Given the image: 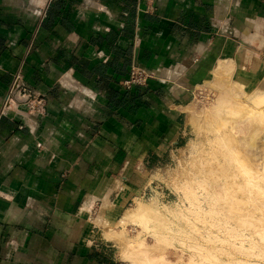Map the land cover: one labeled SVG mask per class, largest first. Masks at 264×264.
Segmentation results:
<instances>
[{
    "label": "crops",
    "instance_id": "0c3cea01",
    "mask_svg": "<svg viewBox=\"0 0 264 264\" xmlns=\"http://www.w3.org/2000/svg\"><path fill=\"white\" fill-rule=\"evenodd\" d=\"M226 58L263 63L264 0H0V106L18 72L47 100L0 116V264H118L108 228Z\"/></svg>",
    "mask_w": 264,
    "mask_h": 264
},
{
    "label": "bare ground",
    "instance_id": "6f19581e",
    "mask_svg": "<svg viewBox=\"0 0 264 264\" xmlns=\"http://www.w3.org/2000/svg\"><path fill=\"white\" fill-rule=\"evenodd\" d=\"M231 62L233 61L230 58L221 60L214 69L213 78L205 80V85H211L214 80H218L224 75L231 78ZM229 82L231 91L235 95L233 100L229 99L233 105L230 104L231 102L229 105L227 104L229 109L232 108L231 112L227 106L225 109L227 108L226 111L228 110L231 115L232 124L228 127L225 124L223 126L222 118H216V121H221L222 124V127H219V122H217L219 125L215 122L218 125L217 129L219 131L221 130L219 128L227 127V129L220 132L217 130L219 134L216 135L215 139L213 138L217 143L212 141L218 145H214V147L211 145L213 148L210 150L205 149L206 151H203L201 158L195 156L200 159L191 161L192 169L187 174L189 176L186 180L188 182L184 180L186 187L185 184H179L178 188L183 189L182 187H185V191H183L186 194L183 193L187 197L189 207V212L186 211L188 214L187 223H189V233H187L191 238L192 245L194 243L192 247L196 248H194L195 251L200 250L199 252H202L206 264H264V91L250 95L240 80L231 79ZM215 110L219 114L222 111L221 109ZM212 112L214 115L216 114L215 111L212 110ZM224 112L221 113L223 116L226 115L223 117V121L227 117V112ZM232 112L235 117L231 114ZM219 114H216V117L217 115L219 117ZM227 118L226 120H228ZM259 144L261 146L260 154L258 151L256 152ZM180 185L182 186L180 187ZM149 207L151 208L150 205L146 206L135 197L133 207L127 213L125 212L126 215L122 216V219L118 220L123 222L121 230L129 217L141 219L140 223L145 224L144 221L147 222L152 216H155L156 214L153 215L152 213L156 212H152L151 209L153 208L150 209ZM176 212L178 214V211ZM160 219L162 218L160 217ZM142 220H144L143 223ZM134 221L136 220L134 219ZM161 221L162 227L164 222ZM137 223L136 221V225ZM141 227L143 228V226ZM113 229H110L111 232H114L115 229ZM120 231L111 234L116 237ZM108 235L107 233L106 236ZM108 237H112V235ZM163 237H159L160 240L163 241ZM198 238L202 240V244L197 242ZM130 240L127 241H129L131 248L137 246L139 247L138 250H142L138 256L135 254L137 249L133 248V254L140 258L141 263L155 264V262L161 261L167 262L166 264H177V261L169 262L170 259L167 261L162 259L163 255L160 256L158 253L156 255V249H154L156 244L152 248L144 240ZM160 240H156L157 243ZM128 247L127 251L130 250ZM157 247L162 249L159 245ZM133 249L130 250L131 253ZM130 255L131 257L134 256L129 253L128 258H131ZM124 256H126L125 253ZM194 257L189 256L185 261L189 262L190 258L194 260Z\"/></svg>",
    "mask_w": 264,
    "mask_h": 264
},
{
    "label": "rangeland",
    "instance_id": "374dc122",
    "mask_svg": "<svg viewBox=\"0 0 264 264\" xmlns=\"http://www.w3.org/2000/svg\"><path fill=\"white\" fill-rule=\"evenodd\" d=\"M256 67H258V65L252 64V65L247 66L245 69L240 70L238 74H236L235 76H231V78L230 76L224 75V76H221V78H219L218 80H214L211 83V85L210 84L205 85V83L198 85L197 89L194 92L190 106L188 107L189 113H188V135L187 137L174 149L171 155L170 161L163 162L159 165L152 166L151 170H149V173H147L144 188L146 187L147 192L150 191L149 192L150 196H146L144 198H141L140 196H135L138 198L139 201L146 204V206L150 205L151 208L154 209L153 211V209L149 207L152 210V212H156L152 214L153 215L156 214V215L152 216L150 220L148 221L146 220L147 222L142 220V223L144 221L146 226H144L145 224L140 223L141 219L139 220L137 218H134L138 223H140V224L137 223L136 225V221H134L135 222L134 223L133 222L134 219L129 217L126 219L127 222L124 221L126 223H124L125 225L123 224L124 228L121 230L123 222L118 221V220L122 219V216L126 215L128 210H130L133 207V200H132L130 201L128 206L125 208L126 210L122 213V216L119 217L115 221V223L111 225V228L109 227L106 232V234L108 233L109 235H112V237H108L109 236L108 235L107 238L110 240H113V245H114L113 250H114V254L119 260L118 264H144V263H141L140 258L138 257L139 256L138 253H140V251L142 250H138L139 247L137 246H136L137 248L133 247L134 246L133 244L132 247L134 249H137V251L135 250L136 251L135 254H137L138 256L134 255L133 254L134 249L131 248V246L129 245V241H127L130 239H132V241L136 239L144 240L149 245V247H152V248L155 244L156 246L159 245L160 248L162 247L161 250L158 247L157 249L156 246H154L155 247L154 249H156L155 251L156 255L157 253L160 256L163 255L162 259H165L166 261L170 259L169 262L177 261V264H186V263L206 264L204 257H202L203 256L202 252H199L200 250L195 251L196 248L192 247L194 246V243L192 245V241L190 240L191 238L188 234L189 233V226H188L189 223H187L188 214H186L187 213L186 211H188L189 207H188L187 197L185 196L186 193L184 192L185 191L184 189L186 187L184 180L186 181L188 179L189 175L187 174H189V171L192 169L191 163L194 160L200 159L205 149L210 150L211 148L214 147V145H218L214 143L215 141L214 139L216 135H218L219 134L218 132H220L221 130H226L227 127L232 124V118H230L231 115L230 113H228L229 112L228 110L226 111L227 108L225 109V106H227L228 109L230 108L228 106L229 102H231L229 101V99L231 98L230 100H233L234 95H235V93L231 91L229 80L235 79V80H240L241 82H243L244 89L248 91L250 95H254L255 93H261L264 91V60H263V63L259 65L258 68ZM230 104L233 105L232 102ZM215 109H218V110L221 109L223 112L224 111L227 112L226 113L227 117L228 116L229 117L228 118L226 117V118L228 120H226L225 118V120L223 121V117H225L226 115L224 114L223 116L222 115L223 112L220 111V114L222 113L221 114L222 116L220 117L219 112L216 113ZM231 109H229L230 112H231ZM212 110L215 111L216 114H219V117L218 115L216 117V114L214 115ZM233 112L231 113L232 115L234 114ZM234 115L233 117H235ZM216 118L218 119L222 118L221 121L223 122L222 123L223 126L225 124L227 127H223L224 129L219 128V127H222V124L220 123L221 121L220 122L216 121L217 120ZM215 122L216 123L219 122L220 126L218 128L221 129L220 131L217 129V126L219 124L217 123L218 124L217 125ZM212 124H214L216 127ZM211 145H213V147ZM257 151L259 154L261 153L260 144L258 145V148L256 149V152ZM195 156L200 157V158L197 159V157ZM179 184H182V185L185 184L184 185L185 187L183 186L182 187L183 189L181 188L179 189L178 188ZM182 185H180V187ZM139 193L140 192H138L137 195H139ZM185 198L187 201L184 200ZM185 208L187 209L184 210ZM176 211H178V214ZM185 215H187V217H185ZM160 217L162 219H160ZM160 221L162 223L164 222V225H166L167 227H165L163 224L161 227ZM141 226H143V228L145 229H143ZM110 229H113L114 232H111ZM117 231H120L121 234L119 235L120 232H118L117 235L115 234L116 235L115 237L113 234L116 233ZM162 236H164L163 241L160 240L159 238ZM156 240L157 241L160 240L158 243L160 242H163V243L158 244ZM197 242L202 244V240L200 238H198ZM187 245L188 246L190 245V247H188ZM127 247H128V250L133 249L132 253L130 250H129L130 252L127 251ZM123 252L126 254L127 257L124 256ZM128 252L134 256L131 257L130 255L131 258H128V255H129ZM196 252L197 253L199 252V253L197 254ZM189 256L191 257L195 256L193 258L194 260L190 258L191 262L185 261L187 260V258H189ZM164 263L166 264L167 262H164ZM164 263L161 261L160 262L158 261V263L155 262V264H164Z\"/></svg>",
    "mask_w": 264,
    "mask_h": 264
},
{
    "label": "built area",
    "instance_id": "2783aa9c",
    "mask_svg": "<svg viewBox=\"0 0 264 264\" xmlns=\"http://www.w3.org/2000/svg\"><path fill=\"white\" fill-rule=\"evenodd\" d=\"M156 75L138 64H134L131 68L130 75L122 81V84L127 89L135 86H147L151 79ZM8 112H21L28 118L44 117L47 114V100L43 94L32 88L23 81L21 72L15 74L13 82L5 95L0 106V116ZM34 124V123H33ZM150 191L143 188L139 195L141 198L150 196Z\"/></svg>",
    "mask_w": 264,
    "mask_h": 264
}]
</instances>
